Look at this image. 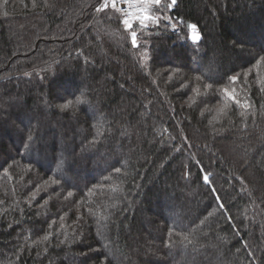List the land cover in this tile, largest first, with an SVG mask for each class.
<instances>
[{
	"label": "trees",
	"instance_id": "1",
	"mask_svg": "<svg viewBox=\"0 0 264 264\" xmlns=\"http://www.w3.org/2000/svg\"><path fill=\"white\" fill-rule=\"evenodd\" d=\"M102 1L0 0V264H264V0Z\"/></svg>",
	"mask_w": 264,
	"mask_h": 264
},
{
	"label": "snow or ice",
	"instance_id": "2",
	"mask_svg": "<svg viewBox=\"0 0 264 264\" xmlns=\"http://www.w3.org/2000/svg\"><path fill=\"white\" fill-rule=\"evenodd\" d=\"M125 4L128 5H133V4H139L142 7L138 8L137 11L135 12H129L125 9H120L117 8V0H105L104 4H103V8L107 9L109 4H111V7L113 9H116L117 11H121L123 12V14L125 15V17H131V19L129 18H125L122 20V23L126 26L127 30H132L133 28V24L138 21L140 27H147V22L149 21H154L155 17L154 15L149 11V6L151 5H156L159 6L161 4V0H124ZM176 4V0H171L170 4L168 5V7H171L173 5ZM100 10V9H98ZM193 32H195L196 30V25H190L189 26ZM191 39L193 40V42H198V34L193 35L191 37ZM131 42L132 45L134 47H138V42H137V33L136 31H131ZM233 81H235L236 77H232L231 78ZM227 91V90H225ZM82 101L78 100L77 103H80ZM71 104V101H69L67 104L62 105L63 108H67L69 107V105ZM203 179L205 180V182H208V176L205 175L203 177Z\"/></svg>",
	"mask_w": 264,
	"mask_h": 264
},
{
	"label": "built area",
	"instance_id": "3",
	"mask_svg": "<svg viewBox=\"0 0 264 264\" xmlns=\"http://www.w3.org/2000/svg\"><path fill=\"white\" fill-rule=\"evenodd\" d=\"M104 2H105V0H103L102 3H101L100 11H107V10H109V9H113V8L111 7V4H109V6H108L107 9H104V8H103V4H104ZM152 6H154V5L149 6V11H150V8H151ZM140 7H142V6L139 5V4L128 5V4H125V3H124V0H117V8L125 9V10H127V11H129V12H135V11H137V9L140 8ZM120 13L124 16V18H129V19H131V17H125V15L123 14V12L120 11Z\"/></svg>",
	"mask_w": 264,
	"mask_h": 264
},
{
	"label": "rangeland",
	"instance_id": "4",
	"mask_svg": "<svg viewBox=\"0 0 264 264\" xmlns=\"http://www.w3.org/2000/svg\"><path fill=\"white\" fill-rule=\"evenodd\" d=\"M159 13H153V15H154V17H155V20H157L158 18H160V16L158 15ZM168 15H166V16H164V19H166L167 21H168ZM150 22V21H149ZM149 22H147V24L149 23ZM171 25H172V28L174 29H176L177 27H176V25L174 24V23H171ZM196 34H198V42L201 40V35H200V33H199V31H198V29L196 28V30H195V32H193V30L191 29V31H190V40L193 42V40L191 39V37L193 36V35H196ZM198 42H195V43H198Z\"/></svg>",
	"mask_w": 264,
	"mask_h": 264
}]
</instances>
